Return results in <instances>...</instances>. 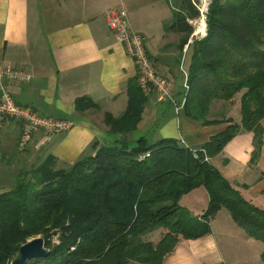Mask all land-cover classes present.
<instances>
[{
    "label": "trees",
    "instance_id": "16d2710c",
    "mask_svg": "<svg viewBox=\"0 0 264 264\" xmlns=\"http://www.w3.org/2000/svg\"><path fill=\"white\" fill-rule=\"evenodd\" d=\"M178 1L165 29L182 33L183 44L194 31L189 18L199 11L193 0ZM188 73L186 115L203 124L230 122L201 147L206 153L198 149L195 154L173 138L151 143L141 137L133 146L97 142L93 153L68 167L58 168L48 155L0 193V264H9L21 244L37 235L50 253L28 264H162L181 236L210 233V220L223 207L250 236L264 241V209L246 200L205 160L242 129L254 131L262 144L264 0H212L208 32L194 40ZM240 93L241 123L208 118L213 100H232ZM129 95L122 116L106 114L111 133L132 132L142 119L147 98L137 78L129 83ZM76 106L84 110L96 104L80 98ZM200 187L207 190L209 203L202 218L194 219L185 215L180 200ZM158 229L155 243L149 235Z\"/></svg>",
    "mask_w": 264,
    "mask_h": 264
},
{
    "label": "crops",
    "instance_id": "0c3cea01",
    "mask_svg": "<svg viewBox=\"0 0 264 264\" xmlns=\"http://www.w3.org/2000/svg\"><path fill=\"white\" fill-rule=\"evenodd\" d=\"M141 1L0 0V67L24 68L33 75L30 81L7 84L8 89L18 103L75 123L46 143L41 133L36 134L21 151L17 146L21 122H6L0 137V193L15 185L24 166L38 165L48 155H53L57 167L62 168L93 153L94 144L109 133L106 114L120 117L126 112L129 83L137 78V69L107 23V12L112 9L127 11L131 29L146 37L147 50L160 71L176 81L174 102L160 100L153 93L145 95L142 119L130 138L146 137L151 143L173 138L183 146L201 148L230 123L203 124L186 115L184 70L189 72L194 40L190 35L188 40L193 43L186 51L189 41L182 44L184 35L164 29L163 24L173 20L174 6L162 2L164 6L160 0H148V4ZM80 98H87L96 107L79 109L76 102ZM222 102L233 103L235 108L227 113L222 108V118H217L212 107ZM208 118L241 123V95L213 100ZM260 124V146L254 131L242 129L210 158V163L246 200L264 209V117ZM208 203L204 187L180 200L182 208L198 219ZM210 225L212 231L203 236H181L162 264H264V241L250 236L227 208L220 209ZM152 236L158 242L160 230Z\"/></svg>",
    "mask_w": 264,
    "mask_h": 264
},
{
    "label": "built area",
    "instance_id": "2783aa9c",
    "mask_svg": "<svg viewBox=\"0 0 264 264\" xmlns=\"http://www.w3.org/2000/svg\"><path fill=\"white\" fill-rule=\"evenodd\" d=\"M209 0H193L194 6L199 11L195 18H189V22L194 27L191 34L193 40L201 39L208 32V12ZM107 23L115 34L118 41L123 43L129 55L133 58L137 69V81L139 87L145 95L155 94L160 100L175 101L176 81L174 78L164 75L156 62L151 58L146 45V37L131 29L128 23L127 11L124 9H112L107 12ZM206 22L203 31L197 32V26L200 21ZM183 68V66H182ZM185 87L188 89V72L184 70ZM32 73L24 68L12 66L0 67V85L2 93L0 96V137L1 131L9 120H18L21 122V131L17 142L18 149L23 151L32 142L36 134L43 135V143L48 142L56 135L69 131L74 126V121L65 118H56L47 114L38 112L31 106L18 103L7 84L12 82H27L32 78ZM186 97V96H185ZM185 104V103H184ZM189 147V146H186ZM195 154L198 149L191 148ZM206 153V152H205ZM149 152L140 156L144 158ZM205 160H210L206 154Z\"/></svg>",
    "mask_w": 264,
    "mask_h": 264
},
{
    "label": "rangeland",
    "instance_id": "374dc122",
    "mask_svg": "<svg viewBox=\"0 0 264 264\" xmlns=\"http://www.w3.org/2000/svg\"><path fill=\"white\" fill-rule=\"evenodd\" d=\"M147 1V2H146ZM146 1H141L140 3L141 4H145V3H149L148 2V0H146ZM149 1H152V0H149ZM161 2L160 3H162V2H164V4H166L167 6H170V7H172V6H174V5H176V6H178L179 7V1L178 0H160ZM197 1V0H196ZM211 1L212 0H209L208 2H209V4L211 3ZM163 4V3H162ZM163 4V5H164ZM165 6V5H164ZM175 7V6H174ZM169 22L170 21H168V22H165L164 24H163V26H164V29L166 28V26L169 24ZM192 38V37H191ZM193 39V38H192ZM191 39V40H192ZM189 41V40H188ZM190 42H192L193 43V41H189L188 43H187V47L185 46V50L186 51H188L187 49H189V43ZM184 57V56H183ZM183 57H182V59H183ZM185 61H186V59H184ZM183 63V62H182ZM241 95V93L240 94H238V96H240ZM237 98H239V97H237ZM223 103V102H222ZM213 110H212V112H213V114H214V116L215 117H217V118H222V110L223 109H225L226 110V113L227 112H230L232 109L234 110V108H235V104L233 105V103H231L230 104V102H228L227 104H215L213 107ZM223 108V109H222ZM133 132V131H132ZM131 132H129V133H123V134H115V133H111L110 132V126H109V133H108V135L106 136V138H105V140H103L102 142L100 141V144L102 145V144H105V145H110V144H114V145H118V144H123L125 141H127V143H128V145L129 146H133V143H135V144H137V140L140 138H138V139H136V140H134L133 138H130V136H129V134H130ZM196 149V148H195ZM42 161V160H41ZM39 163H41V162H39ZM35 166L33 165V166H29V165H27V166H24L23 167V170H22V172H24L25 174L26 173H28L30 170H32L33 168H34ZM68 167V166H67ZM185 212V211H184ZM183 212V213H184ZM186 213V212H185ZM186 216H188V217H193L194 219H198V217L196 216V217H194V216H192V212H190V213H186L185 214ZM157 231H159V229L157 230ZM148 236V234L145 236V237H147ZM149 237L150 238H153V236L152 235H149ZM58 242V236L57 235H55L53 238H52V243L54 244V243H57Z\"/></svg>",
    "mask_w": 264,
    "mask_h": 264
},
{
    "label": "water",
    "instance_id": "95a60500",
    "mask_svg": "<svg viewBox=\"0 0 264 264\" xmlns=\"http://www.w3.org/2000/svg\"><path fill=\"white\" fill-rule=\"evenodd\" d=\"M50 250L45 246V239L37 235L21 244L19 254L9 264H28L31 259L47 257Z\"/></svg>",
    "mask_w": 264,
    "mask_h": 264
},
{
    "label": "bare ground",
    "instance_id": "6f19581e",
    "mask_svg": "<svg viewBox=\"0 0 264 264\" xmlns=\"http://www.w3.org/2000/svg\"><path fill=\"white\" fill-rule=\"evenodd\" d=\"M206 26V22L201 20L199 25L197 26V32L203 31Z\"/></svg>",
    "mask_w": 264,
    "mask_h": 264
}]
</instances>
